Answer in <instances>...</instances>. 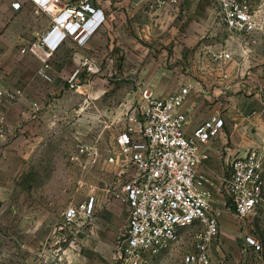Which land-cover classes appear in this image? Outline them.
<instances>
[{
    "label": "rangeland",
    "instance_id": "obj_1",
    "mask_svg": "<svg viewBox=\"0 0 264 264\" xmlns=\"http://www.w3.org/2000/svg\"><path fill=\"white\" fill-rule=\"evenodd\" d=\"M250 3L264 25V0ZM177 5L170 21L176 28V50L190 52L186 64L199 65L196 69L207 73L208 81L218 78L210 87L219 100L218 113L228 114L232 122L243 121L244 135L261 144L264 27L250 33L230 30L216 13L214 0H186ZM221 52H229L230 58H220ZM25 56L19 54L9 66L25 67L33 71L31 75L13 71L0 78L4 89H21L20 98L6 105L19 104L25 112L9 122L4 119L20 135L22 150L13 148L9 169L0 171V264H129L114 250L125 230V207L115 198L101 200L103 188L117 176L107 157L115 148L132 99L129 84L119 78L107 84L102 73L91 85L49 90L52 77L50 82L42 80L37 75L39 60ZM216 70L214 78L211 74ZM33 102L40 105L34 112L30 111ZM0 105L6 108L3 101ZM90 193L100 198L92 223L88 218L66 223L64 209ZM113 200L120 202L122 212L108 222L100 220L99 212ZM213 201L222 213L218 235L210 244V264H264V193L255 209L243 217L228 206L224 192H215ZM195 230V226L182 228L178 241L146 255L138 264H186V254L195 249ZM249 237L259 241L258 250L247 243Z\"/></svg>",
    "mask_w": 264,
    "mask_h": 264
},
{
    "label": "built area",
    "instance_id": "obj_2",
    "mask_svg": "<svg viewBox=\"0 0 264 264\" xmlns=\"http://www.w3.org/2000/svg\"><path fill=\"white\" fill-rule=\"evenodd\" d=\"M90 0H37V9L51 17L48 29L21 48L35 55L40 64L37 74L45 81L49 57L67 36L84 45L91 32L103 21L100 9ZM186 0H157L158 5H177ZM216 13L233 31L250 33L264 25L250 0H214ZM63 2V5L60 3ZM15 8L18 2L12 3ZM222 59L230 58L221 52ZM102 71L94 55H84L65 78L67 89L91 85ZM135 92L124 111V125L115 137V148L107 157L114 165L116 180L103 188V203L118 199L125 207L127 220L124 232L114 245L115 253L129 264L140 263L146 255L158 253L178 241L180 230L195 226V249L185 256L186 264H210V244L219 232L221 206L213 201L218 187L228 198V206L240 217L258 205L264 193V151L250 147L243 155L228 161L226 173L219 180L197 169L207 157L202 145L223 129V117L217 113L197 124L189 135L185 132L187 116L181 106L188 96L185 85L167 96H157L142 82L135 83ZM21 89L6 90L0 85V101L16 102ZM40 108L33 102L30 111ZM0 114V141L11 127ZM219 183H218V182ZM97 197L90 193L82 201L68 205L62 212L65 222L84 218L92 223ZM255 250L257 239L247 242Z\"/></svg>",
    "mask_w": 264,
    "mask_h": 264
},
{
    "label": "crops",
    "instance_id": "obj_3",
    "mask_svg": "<svg viewBox=\"0 0 264 264\" xmlns=\"http://www.w3.org/2000/svg\"><path fill=\"white\" fill-rule=\"evenodd\" d=\"M14 2L19 3L18 8L12 6ZM89 3L102 11L104 19L91 32L84 45H79L75 39L67 36L53 51L49 57L48 73L52 77V82L48 83L49 90L67 89L65 78L80 58L94 55L103 65L100 73H103V82L108 84L118 78L124 79L129 84L131 97L136 94V82L149 86L157 96H167L188 85V96L181 110L187 116L185 132L189 135L197 124L218 113L219 100L210 92V87L216 84L218 78L208 81L207 73L196 69L199 65H187L189 62L186 64L185 60L191 59L190 52L176 50V28L170 21L177 10L173 8L178 5H158L157 0H90ZM61 5L63 2L59 7ZM36 9L37 0H0V78L5 73L13 74V71L17 74L22 72L24 75L33 73L25 67L12 69L9 63L19 58V54L37 58L30 52L21 51L22 47L34 41L50 25V15ZM188 41L190 43L191 39ZM218 73L216 70L211 76L215 78ZM3 81L5 82V78ZM3 103L6 108L3 109L0 105V114L4 115L6 121L19 116V104L6 105L10 103L8 101ZM227 115H221L224 126L220 133L202 145L208 157L197 166L199 171L217 180L225 174L228 161L234 155H243L254 144L264 151V140H260V144L244 135L247 128L242 126L243 121L237 118L232 122ZM19 143L21 144L20 135L12 129L0 141L1 172L9 169L13 148L16 147L19 152L22 150ZM215 192H220V189L216 187L213 196ZM98 200L100 198L97 197V202ZM105 208L106 211L99 212L100 220L104 222L122 212V205L118 200H113Z\"/></svg>",
    "mask_w": 264,
    "mask_h": 264
}]
</instances>
